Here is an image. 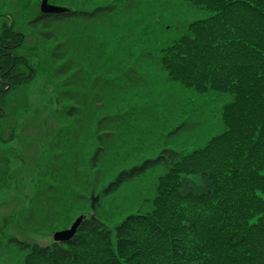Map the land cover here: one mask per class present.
Here are the masks:
<instances>
[{"label":"rangeland","instance_id":"obj_1","mask_svg":"<svg viewBox=\"0 0 264 264\" xmlns=\"http://www.w3.org/2000/svg\"><path fill=\"white\" fill-rule=\"evenodd\" d=\"M113 1L49 0V5L90 12ZM42 2L0 0L1 25H12L25 36L15 55L27 57L36 70L30 84L7 98L8 141L0 154L9 160L10 185L0 193V264H20L24 256L8 244L9 238L50 245L55 233L81 216L115 227L151 197L161 173L150 171L100 200L121 170L154 159L164 149L193 150L222 131L221 100L170 83L158 62L159 50L183 32L181 27L211 13L178 0H129L126 15L35 29L30 22L41 13ZM50 31L55 37L49 41L43 35ZM59 43L66 56L58 52ZM63 66L70 68L61 75ZM77 107L76 117L65 115ZM184 121L190 127L170 136ZM110 131L114 135L105 138L102 164L93 169L99 137ZM44 181L55 188L34 197ZM58 195L63 220L54 224L49 207L42 210L45 221L41 214L35 219L37 205Z\"/></svg>","mask_w":264,"mask_h":264},{"label":"trees","instance_id":"obj_2","mask_svg":"<svg viewBox=\"0 0 264 264\" xmlns=\"http://www.w3.org/2000/svg\"><path fill=\"white\" fill-rule=\"evenodd\" d=\"M178 1L211 15L181 27L183 32L159 50V66L170 83L221 100L222 131L193 150L164 149L154 159L121 170L102 190L100 200L150 171L161 173L151 197L115 227L84 217L67 242L39 245L9 238L8 244L24 255L20 264H264V0ZM128 4L129 0H114L90 12L40 13L30 26L52 30L78 20L96 22L129 14ZM2 25L0 146L8 141V95L22 90L36 75L27 57L15 55L25 36L12 25ZM43 37L50 41L55 36L50 31ZM63 46L59 43L57 49L66 56ZM54 57L60 59L58 54ZM69 68L61 67L59 74ZM78 109L65 115L76 117ZM188 127L184 121L170 136ZM109 134L114 135L110 131L99 137L93 169L102 164ZM2 156L0 193L10 185L9 160ZM44 182L34 197L55 188L51 181ZM59 197L37 205L35 219L41 214L45 221L42 210L49 207L54 224L63 220L58 216L64 206ZM28 200L36 209L33 199Z\"/></svg>","mask_w":264,"mask_h":264},{"label":"water","instance_id":"obj_3","mask_svg":"<svg viewBox=\"0 0 264 264\" xmlns=\"http://www.w3.org/2000/svg\"><path fill=\"white\" fill-rule=\"evenodd\" d=\"M66 11L68 10L57 9L55 7L50 6L49 0H43L42 5H41L42 14H46V15L47 14H61ZM83 220H84V217L81 216L73 223V225L69 229L55 233L54 241L58 243L59 242L63 243V242H67L70 239H72L77 234L78 228L82 224Z\"/></svg>","mask_w":264,"mask_h":264}]
</instances>
